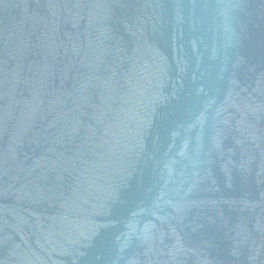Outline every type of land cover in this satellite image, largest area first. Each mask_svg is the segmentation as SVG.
I'll return each instance as SVG.
<instances>
[{"label": "water", "instance_id": "1", "mask_svg": "<svg viewBox=\"0 0 264 264\" xmlns=\"http://www.w3.org/2000/svg\"><path fill=\"white\" fill-rule=\"evenodd\" d=\"M0 264H264V0H0Z\"/></svg>", "mask_w": 264, "mask_h": 264}]
</instances>
